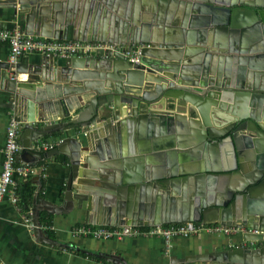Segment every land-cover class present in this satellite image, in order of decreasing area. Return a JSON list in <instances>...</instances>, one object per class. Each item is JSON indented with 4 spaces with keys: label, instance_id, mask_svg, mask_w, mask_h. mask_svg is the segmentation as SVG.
<instances>
[{
    "label": "water",
    "instance_id": "obj_1",
    "mask_svg": "<svg viewBox=\"0 0 264 264\" xmlns=\"http://www.w3.org/2000/svg\"><path fill=\"white\" fill-rule=\"evenodd\" d=\"M0 20L1 29L30 36L140 50L136 63L109 51L0 63V88L10 96L14 118L24 130L48 123L34 141L89 129L86 143L67 136L44 156L70 158L63 197L70 209L87 203L90 210L94 203L108 215V227L244 228L245 246L210 254L205 264H264V0H0ZM20 74L28 80L19 81ZM101 116L113 142L93 146L89 138ZM164 125L169 141L156 137ZM161 145L186 152L189 163L147 173L143 168L135 180L106 160H118L120 150L128 153L126 161L136 157L143 165L146 155L134 156L136 151L152 157ZM84 148L105 164H95ZM97 167L101 172H92ZM87 179L103 181L105 190ZM136 190L138 198L118 200ZM39 202L35 198L33 233L54 242L43 229ZM255 242L261 246L253 247ZM101 257L126 264L118 256Z\"/></svg>",
    "mask_w": 264,
    "mask_h": 264
},
{
    "label": "crops",
    "instance_id": "obj_2",
    "mask_svg": "<svg viewBox=\"0 0 264 264\" xmlns=\"http://www.w3.org/2000/svg\"><path fill=\"white\" fill-rule=\"evenodd\" d=\"M12 25V23H9L10 27ZM37 56L29 55L22 59L24 62L25 58H35ZM3 62H10V48L7 44L0 43V63ZM18 79L25 82L28 80V74H20ZM11 104L10 96L5 87L0 88V175L4 162L3 149L6 142V131L9 120L15 114L9 108ZM80 111H77V113ZM104 121L105 119L101 116L97 123V134H92L89 138L93 146L99 145L100 141L105 143L106 139L113 142L110 137L111 133L104 126ZM47 124L36 122L32 125L33 129L30 130H24L22 125L19 134V143L22 150L17 160L20 165L32 168L34 173L28 178L17 175L15 180L18 185L22 182L30 183L33 188V197L28 210H24L20 202L14 204L8 196L0 199V264H112L101 256H118L124 259L126 264H205L208 263L205 262V258H208V261L210 254L218 255V253L221 254L245 244L242 235L228 237L205 233L189 238L177 237L168 243L160 238H127L122 241H103L76 236L74 232L76 227L84 225L107 227L104 222L105 218L109 220V217L104 212H97L94 203H91L92 210H89L90 207L87 209V203H85L84 208L75 206L74 209H70L63 198L70 173V158L63 154L48 158L44 156L48 151L54 150L59 141L67 136H77L86 143L87 139L83 137L89 129H82V132L78 133L74 130L68 131L67 134L58 132L34 141L36 133L39 132L38 129L44 128ZM161 130L157 129L156 137L166 136L168 140L171 136L169 127L164 125ZM142 135L141 138L146 141V136L142 137ZM157 138L153 139L154 143L157 142ZM140 141L139 139V143ZM31 143V148L27 149V145H31ZM177 152H179L177 149H170L166 145H161L152 151V157H147L150 156L148 152L137 150L134 156L146 155V158H143V165L140 160H135L136 157H131L130 160L132 161H126L127 157H124V155H128V153L125 151L123 154L120 150L117 151L118 160L115 158L110 159V157L106 160L111 163L113 160L114 163L111 165L117 171L126 172L129 177L139 180L140 171L143 168L145 172H149L165 170V168L176 166L177 163L180 165L188 164L191 156L187 155L186 152L184 154ZM84 154H93L96 159L95 164L103 165L106 162V160H99L91 149L88 151L87 148H84ZM82 160H85V155L82 156ZM109 171L112 172L111 169ZM92 172H101V168L97 167ZM86 181L94 182L93 188H100L101 191L105 190L102 185L103 181L93 179H87ZM139 192L136 190L132 192L133 195L124 192L121 197H118V200L128 203L132 196L138 198L140 196ZM37 197L44 201L36 204L43 229L49 233V237L54 242L47 241L44 234H39L36 237L33 233L32 223L30 221L29 224L27 223L28 218L32 219L33 204ZM105 198L109 203L114 201L111 195H106ZM47 208L52 212H48ZM62 208H65V211H61ZM53 211H58V213H53ZM164 226H167V224ZM259 246H261L260 242L253 244V247ZM221 264H225V262L223 261Z\"/></svg>",
    "mask_w": 264,
    "mask_h": 264
},
{
    "label": "built area",
    "instance_id": "obj_3",
    "mask_svg": "<svg viewBox=\"0 0 264 264\" xmlns=\"http://www.w3.org/2000/svg\"><path fill=\"white\" fill-rule=\"evenodd\" d=\"M0 43L7 44L10 48V63H16L20 58L29 55H53L60 58L85 57L95 52L109 51L111 53L122 52L123 47L106 42H79L73 40L60 41L38 36H30L19 29H0ZM125 57L133 62H139L140 50L137 52H122ZM22 124L14 117L9 120L6 131V142L3 149L4 162L0 175V199L8 196L14 204H19L17 193L18 184L15 176L28 178L33 173L32 168L18 163V155L22 148L19 143V134ZM31 222V218L27 220ZM29 224V223H28ZM80 238H93L103 241H122L127 238H160L170 242L174 238H189L198 234H212L222 236H236L247 233L244 228L221 224L183 223L167 226L139 227H106V226H78L74 230ZM259 233V231H253Z\"/></svg>",
    "mask_w": 264,
    "mask_h": 264
},
{
    "label": "trees",
    "instance_id": "obj_4",
    "mask_svg": "<svg viewBox=\"0 0 264 264\" xmlns=\"http://www.w3.org/2000/svg\"><path fill=\"white\" fill-rule=\"evenodd\" d=\"M17 193L19 196L21 206L24 208V210H28L29 209L28 207L33 197V188L31 184L22 182L17 187Z\"/></svg>",
    "mask_w": 264,
    "mask_h": 264
}]
</instances>
